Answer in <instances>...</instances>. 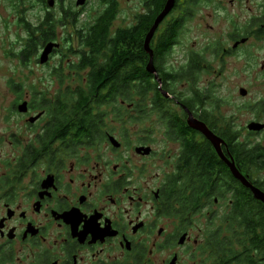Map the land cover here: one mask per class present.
Wrapping results in <instances>:
<instances>
[{"label":"flooded vegetation","instance_id":"1","mask_svg":"<svg viewBox=\"0 0 264 264\" xmlns=\"http://www.w3.org/2000/svg\"><path fill=\"white\" fill-rule=\"evenodd\" d=\"M226 2L176 0L150 44L154 71L147 67L148 97L135 92L125 101L123 70L103 88L90 85L93 70L79 71L76 63L68 65L72 73L87 74L84 90L60 81L65 75L60 68L52 72L60 83L53 97L10 81L12 133L0 140L6 144L0 148V264H246L236 202H262L227 162L264 192V129H248L264 126V88L255 95L238 90L239 109L250 113L242 134L223 113V106L235 102L220 97L211 82L203 87L201 75L222 77L232 70L264 77V0ZM227 4L229 14L223 15ZM146 5L145 0L144 11ZM206 9L228 17L226 38L210 35L215 26L204 27L213 18L204 17ZM198 14L201 48L186 54L182 64L175 51ZM120 29L112 23L110 32ZM52 43L59 48L49 61L62 48L57 37ZM150 60L148 54V65ZM137 74L133 84L140 90L147 79L140 69ZM180 84H189V93ZM82 91L84 100L77 95ZM191 117L221 141L225 160L190 126ZM130 123L151 129L127 133ZM205 152L213 167L202 163ZM206 175L212 178L202 185Z\"/></svg>","mask_w":264,"mask_h":264},{"label":"rangeland","instance_id":"2","mask_svg":"<svg viewBox=\"0 0 264 264\" xmlns=\"http://www.w3.org/2000/svg\"><path fill=\"white\" fill-rule=\"evenodd\" d=\"M53 1V6L49 7L37 0H24L22 6L18 5L15 0H0V140H4L11 131L8 105L13 101V96L9 92L10 81L24 84L26 87L35 86L39 91L54 96L55 89L60 85L56 82L57 78L53 75V70L60 68L65 71V75L60 78V81H65L68 85L76 88L87 87L86 73H72L68 63H76L80 61V55L77 53L82 49L80 31L85 33L95 25L96 21L101 17L109 4H113L116 9L115 19L113 21L114 29L129 28L135 23V16L143 15L145 0H87L84 6H77L78 0H47ZM228 2V0H227ZM226 2V3H227ZM229 14L230 6L226 5ZM64 10V11H63ZM64 12H70L71 19L64 21ZM210 9H206L204 17L212 15L213 18L207 19L204 23L216 27L211 31L210 35L214 37H227L230 24L228 17L218 18L217 15ZM56 21L55 34L58 43L62 45L59 53H56L48 64L40 63V49L37 54L31 58L27 55L28 48V31L26 25H39L41 20L49 15ZM200 14L196 20L186 24L185 32L182 37V45L176 51V59L180 63H184L186 54L197 53L202 44V33L204 30L199 28L201 23ZM78 20V23L75 21ZM21 20H24L22 22ZM221 33V35H220ZM80 39V41H79ZM209 61H213L211 56ZM219 69L217 66H215ZM233 69V68H231ZM69 75V76H68ZM215 75V74H214ZM204 78V84L211 82L219 92L220 97L231 99L234 101L233 106H223V113L227 116L231 115L233 127L238 133H247L245 130L246 121L250 119V113L241 107L242 101L239 98L238 90L246 88L253 95L258 90L264 88V77L246 78L240 74L233 73L232 70L225 73L222 77L213 75H201V80ZM201 82V81H200ZM180 91L189 93V84H180ZM202 87V88H203ZM49 96V97H51ZM239 98V101H237ZM127 123V122H126ZM125 132L132 133L134 131L150 130L149 124H126ZM245 136V135H244ZM255 141V140H254ZM0 142V148L5 149L6 144Z\"/></svg>","mask_w":264,"mask_h":264},{"label":"trees","instance_id":"3","mask_svg":"<svg viewBox=\"0 0 264 264\" xmlns=\"http://www.w3.org/2000/svg\"><path fill=\"white\" fill-rule=\"evenodd\" d=\"M15 1L20 6L24 2V0ZM37 1L48 6L47 0ZM165 1L146 0L147 11L141 16L140 24L135 29H120L115 34H111L110 30L115 19L116 9L113 4H109L103 15L98 19V26L86 30L85 33L80 31L82 49L78 51L80 61L75 68L79 71L93 70L90 85L103 88L113 78H119L121 76L120 71L123 70L125 101H132V97L136 93L144 98L149 96V76L146 73L148 53H146L144 46L146 37L153 26V21L163 9ZM153 12L155 13L153 14ZM71 15L70 12H64V21L71 19ZM21 21L24 22V20ZM75 21L78 23L77 19ZM24 25H26L29 34L26 52L30 58L37 54L40 47L56 39V21L50 14L46 15L39 25L35 26L31 23ZM111 37L115 39V42L106 41L107 38ZM160 53H163V50ZM138 69H140L141 79H147L146 86L142 84L140 90L134 89L133 84L138 75ZM77 95L84 100L83 97L86 96V93L82 91ZM86 100L88 101V99ZM67 101H70V99ZM204 155H207V152ZM201 159L204 165L213 167L211 157L207 155ZM210 171L212 170L210 169ZM211 178V175H206V178H203L202 185H205ZM196 185L194 184L195 187ZM236 218L237 230L243 231L242 234L238 235L240 238L242 237L240 244L247 249L245 253L240 254L242 256L241 260L246 264H264V204L255 203L254 200L249 202L238 199L236 202Z\"/></svg>","mask_w":264,"mask_h":264},{"label":"water","instance_id":"4","mask_svg":"<svg viewBox=\"0 0 264 264\" xmlns=\"http://www.w3.org/2000/svg\"><path fill=\"white\" fill-rule=\"evenodd\" d=\"M87 0H78L77 2V6H84L86 4ZM129 1V0H127ZM175 2L176 0H168L165 9L163 10V12L158 16V18L156 19L154 25L152 26L150 32L148 33L147 37H146V41H145V51L146 53H148L151 57L150 63L148 65V71L153 72L154 71V66H153V52L150 48V44L152 39L154 38L159 26L161 25V23L166 19V17L170 14V12L172 11V9L175 6ZM48 5L49 7L53 6V1H48ZM57 48H59L58 44L55 43H48L46 44L44 51L40 57V63L42 65H45L48 63L50 55L53 53L54 50H56ZM243 94H245L242 91ZM25 108V106H22L20 108L21 111H23ZM34 120V119H33ZM32 120V121H33ZM190 126L203 133L204 135H206L215 145L216 149L218 150V153L220 154V156L222 157V159L225 160L223 153L220 150L219 144L221 143V141L208 129V127L201 122H198L196 120H194L192 117L189 121ZM248 129L250 131H260L262 129H264V126H259L256 124H251ZM233 175L236 177V179H238L246 188L250 189L252 191V193L254 194V197L256 200L262 202L264 204V192H262L261 190H259L258 188H256L255 186H253L251 183H249L246 178L239 172V170L236 168L234 163H229L227 162Z\"/></svg>","mask_w":264,"mask_h":264}]
</instances>
